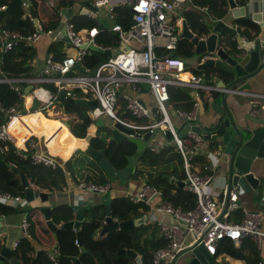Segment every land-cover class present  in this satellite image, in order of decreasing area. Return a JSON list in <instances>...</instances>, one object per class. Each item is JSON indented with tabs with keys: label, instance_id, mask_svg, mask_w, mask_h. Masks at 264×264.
I'll list each match as a JSON object with an SVG mask.
<instances>
[{
	"label": "built area",
	"instance_id": "obj_1",
	"mask_svg": "<svg viewBox=\"0 0 264 264\" xmlns=\"http://www.w3.org/2000/svg\"><path fill=\"white\" fill-rule=\"evenodd\" d=\"M90 1L98 8H106L104 17L109 22L108 30L117 34V45L111 47L98 42L97 35L105 29L98 27L101 18L98 14L96 15L99 16L98 21L88 28L79 27L73 18L74 15L67 18L64 21L66 40L55 36L53 33L55 28L43 29L40 23L39 29L31 32L0 26L2 52L20 43L34 44L42 36H48L53 41L62 39L65 48L74 49L72 53H66L62 58H55L54 52L47 50L43 67L35 74L7 76L0 68V82L7 83L17 95L16 100L9 105H3L0 102V112L5 114L0 120V141L12 142L22 156H26V153L20 150H31V158L34 162L54 166L58 162L40 150L38 138L34 132H28L23 137L22 144L17 143L15 132L24 128L22 116L36 110L50 111L52 115L58 116L53 113L52 108L55 101L60 99L61 93L73 98L87 100L95 98L98 101L97 105L89 106L87 110L91 118L107 116L113 121L132 128L141 137L149 131L150 136L144 144L154 152L172 143L182 156L186 176L183 179V186L196 194L195 206L186 210L164 199L162 190L147 182H144L136 193L128 194L131 201H144L171 217L169 222L158 223L159 232L166 239V243L153 251L151 264H174L182 250L199 243L214 255L222 239H231L237 246L246 236L250 237L261 253L257 263L264 264L263 212L241 207L237 201V191L233 188L228 192L225 209H222L223 198L219 199L220 192L207 188L215 175L213 152L208 151L211 159L204 165V168L210 172L201 175L193 167L197 150L203 143H207L202 133L193 128L198 121V109L202 102L201 93L222 88L206 82L204 74L188 67L186 65L188 59L177 54L176 50L184 21L189 26L184 11L193 8L200 12L205 11L207 17L215 21L220 18H217L208 4H198L193 0ZM22 4L28 10L29 2L23 0ZM51 4L54 2L51 1ZM118 6H126L130 10L131 21L127 27L114 20ZM0 8H4V5ZM59 14L60 16L62 14L60 9ZM200 21H203L202 18ZM228 26L233 29L232 38L236 40V53L251 49L255 41L264 48V37L257 35L249 38L236 25ZM193 33L196 34L195 31ZM187 40L192 42L190 38ZM83 43H85L84 46ZM90 44L103 49L109 48L112 51L106 60L93 68L86 66L83 62L85 55L91 51ZM192 47L194 48L193 43ZM171 50H174L175 54L171 55ZM208 56L217 57L205 52L198 58L195 57L189 65L196 68V65ZM77 63L81 64L87 72H80L76 67ZM92 69H95L93 74L89 73ZM145 85L148 89L144 88ZM171 85L189 88V108L172 104L169 93ZM147 92L153 97L151 104L143 98ZM249 93L263 99L260 101L264 107V93ZM35 101L36 105H34ZM121 108L129 111L134 118L121 116ZM177 126H180V130ZM166 131H169L170 138L165 135ZM157 134L163 135L164 139L156 137ZM77 181L79 188L88 191L111 189L109 180L96 182L82 178ZM24 200L26 199L20 194H12L8 190L0 189V202L15 205ZM237 211L242 214L241 218L232 220V215ZM27 226L28 221L24 217L21 222L22 234H28ZM18 240L19 238L14 240L13 247L17 245ZM75 242L78 244L77 239ZM49 254L55 261L56 253Z\"/></svg>",
	"mask_w": 264,
	"mask_h": 264
},
{
	"label": "trees",
	"instance_id": "obj_2",
	"mask_svg": "<svg viewBox=\"0 0 264 264\" xmlns=\"http://www.w3.org/2000/svg\"><path fill=\"white\" fill-rule=\"evenodd\" d=\"M22 1L0 0V7L4 5V8H0L4 10L0 20L1 27L24 32H31L35 29L33 19L27 13V9L23 6ZM72 1L74 0H58L57 2L62 7L70 5ZM193 1L198 4H208L214 10L217 18H222L227 11V0ZM246 1L236 0L239 5H244ZM30 5L34 8L36 17L43 29L55 28L57 26L60 14L55 3L51 4L48 0H30ZM184 13L188 19L190 28L197 34L202 35L211 29L212 25L208 26L205 22L198 21L200 13L193 8L187 9ZM82 20V17L75 20L79 27H82ZM114 20L127 27L131 21L130 10L126 6H118ZM234 22L237 24L238 29L249 38H254L259 33V24L249 17L239 16L234 18ZM95 23L96 21H93L91 26ZM232 34L233 29L224 25L222 32L218 36V44L229 52H237L236 40L232 38ZM116 36V33L104 29L97 35V39L101 44L113 47L118 42ZM179 46H181L180 49ZM63 47V40L58 39L51 43L47 50L54 52L55 58H62L65 55ZM176 53L187 60L188 55L195 54L192 42L188 41L187 38H180ZM34 55L35 48L33 44L20 43L5 52H2L0 49V68L7 76L29 74V63ZM107 58L108 55L104 52L91 50L85 55L83 62L86 66L93 68ZM186 65L195 72L204 73L205 68H208L216 76L227 78V74L224 71L212 66H206L203 71H200L198 68L191 67L188 60ZM203 92L201 93L202 98L204 97ZM169 93L174 106L190 107V92L188 87L171 85L169 86ZM16 98V92L7 83L0 82L1 104L9 105ZM58 100L60 109V112H57L58 116L52 115L50 111L43 112L45 116L62 120L70 127L76 137L86 139L88 128L93 123V118L87 114L89 106L63 99ZM204 103L207 104V102ZM120 113L123 117L134 118L125 109L121 108ZM4 116L5 114L0 112V120ZM22 120H24V128L15 132L19 139L18 144H22L23 137L28 132H31L28 124V115H23ZM73 123L75 124L74 129L72 128ZM93 127L95 126L93 125L89 128L90 133ZM106 127L105 124L99 126L96 135L93 136L94 143H91V146L103 151V148L112 145L109 149L105 150L106 153L104 154L116 170L123 169V161L119 160L116 146L111 140L104 138L103 134L108 130ZM43 136L51 155L61 157L62 159H69L75 150L81 148L76 144L68 145L69 136L65 126H51ZM117 144L122 146L127 154L132 155L134 158L137 156L135 158V168L130 173L131 177L143 178L145 182L156 185L162 190V197L171 201L175 206L181 207L184 210L195 206L196 194L192 190L178 185L176 182H171L170 178L166 176L170 175L178 180L183 179V176H185L182 156L179 152H175V147L172 143H168L157 152H154L146 145L138 149L137 143L130 139L121 140ZM215 146V143L209 142V149L214 150ZM20 151L26 153V156H22L12 142L0 141L1 190H8L12 194L24 196V186L21 184L20 175L11 168V165L22 171L31 185L39 190L46 191L49 195L64 191L70 183H78L67 172L73 173V170L80 168V165L74 168L75 165L72 159L67 162L59 159L57 160L58 163L54 166L46 165L42 162H34L31 158V150ZM197 161L200 162L202 167L209 162L208 157L203 154L195 155L193 163ZM91 165L99 167L102 172L98 176H92L93 178L90 176L88 180L105 182L116 178V176L107 175L105 170L95 160L91 161ZM160 165H163L161 169L159 168ZM203 171H205L204 168ZM110 201L111 215L117 220L136 218L148 213L150 209L149 204L144 201H131L128 194L111 196ZM18 205L19 203L13 205L0 202V214H9L11 212L25 213V218L28 221V234H21L17 245L11 249L12 256L22 264H75L72 256H77L82 264H136L135 256L128 252H120L122 248L134 250L141 257L142 264H151L153 251L166 243V239L159 232V225L156 221L144 222L135 225L133 228H110L100 234L106 216V204L105 202H100L95 205L94 215L81 226L82 243L85 247L84 250H81L80 246L75 242L76 230L71 226H61L63 222L72 220L74 217L73 205L71 203L61 202L51 206L50 217L53 223L57 225L55 233L42 217L43 212L40 205H24L21 208H18ZM235 214H238L236 215L238 217L237 220L242 216L238 211ZM34 241L48 246L55 245L56 260L54 261L50 258L49 253L51 249L47 247L36 248ZM221 243H218L217 252L223 250L234 257L244 259L246 264H258V259L261 256L260 251L250 237H244L237 246L228 238L222 239ZM3 246L4 242L0 239V248ZM2 264L13 263L9 259H5Z\"/></svg>",
	"mask_w": 264,
	"mask_h": 264
},
{
	"label": "water",
	"instance_id": "obj_3",
	"mask_svg": "<svg viewBox=\"0 0 264 264\" xmlns=\"http://www.w3.org/2000/svg\"><path fill=\"white\" fill-rule=\"evenodd\" d=\"M27 1L30 3V0ZM227 3L228 8L235 17L246 16L259 21L262 19L260 11L247 10L245 5L237 4L236 0H227ZM56 7L60 9L62 14L53 33L56 37H61L63 40L67 39L64 21L76 12L81 14H91L92 16H96L98 14L101 16L98 22V27L105 29L109 28V22L104 17L106 8H98L93 5L90 0H74L70 5L62 7L58 3L56 4ZM29 10L31 17L33 18L34 27L38 30L40 24L38 18L36 17V12L31 5L29 6ZM3 12L4 10L0 9V20ZM224 25V20L217 19L214 24H212L211 29L208 30V34L204 33L202 35L205 36L201 37L197 33L194 34L187 25V22L184 21L182 31L179 35L180 38L191 39L194 44V53L196 54V58L205 52H207L208 55H217L216 58L208 56L204 61L198 63L196 68L203 71L206 66H212L224 71L227 74L226 81L222 80L223 90L221 91V102H211L212 110L216 114V120L213 122V119L208 117L209 115L205 114L202 118L198 117L197 123L193 125V128L202 133L203 137L207 140V145H209L210 141L216 145L214 150L209 149V151L213 152L215 159L218 161L217 165L220 166V168L222 167V176L226 181L227 192L224 198V204L222 207L223 210L227 204L228 192L232 187H237L240 192L257 190L261 187V178L252 170V162L255 158L264 156V128H256L248 122L243 126L239 125L235 120L232 110L228 106L225 98L227 92L244 95L250 94V79L256 76L257 73L264 68V48H260L259 42L255 41L253 48L242 53L229 52L225 50L224 47L218 44V36L222 32ZM82 45L84 46L85 43ZM89 48L91 50H99L107 55H111L112 53L111 49H103L94 44H90ZM170 54H175V51L171 50ZM76 67L82 73L87 72L79 63L76 64ZM94 72L95 69H92L89 73L93 74ZM26 89H28V87ZM59 98L88 106H95L98 103L95 98L88 100L85 98H73L71 96H65L63 93L60 94ZM24 110L25 109H23V111ZM246 118H248V120H255L249 115ZM256 120H259V122L264 125V119L256 118ZM103 123L104 121L102 118L97 119V124L101 125ZM111 125H114L116 128H119L127 134H135V136L126 139L136 142L138 144V148H141L143 146V142H145L150 136V132L147 131L141 137L138 133H135L132 128L126 127L117 121L111 122ZM231 130H233V133ZM165 135L170 138L169 131H166ZM259 139L261 142L260 146L256 147ZM135 158H137V156H135ZM132 159L133 157L129 155V162L127 164L129 168L133 167ZM11 168L20 175L21 184L24 186V198L26 200L39 198L44 201L48 198V193L31 185L28 178L22 171H19V169L14 165H11ZM108 175L118 177L123 176L124 174ZM166 176L170 178L171 182H176L180 186L184 185L183 179L178 180L173 176ZM260 202L264 204V199H261ZM105 204L106 216L104 224L100 230V234L110 228H133L135 225L144 223L146 220L145 214L136 218L117 220L111 215V201L108 200ZM50 209L51 206H42L43 218L47 221L49 227L55 233L57 225L53 223L50 217ZM86 209L89 211V216L84 215ZM94 211V205H73V219L61 224V226H71L76 230V239L81 250L85 249L82 243L81 226L84 222L90 220V218L94 215ZM120 252H128L134 255L136 264H142L141 257L134 250L122 248ZM179 255L184 256L185 264H219L215 260L214 255L209 253L201 243L182 250ZM72 258L75 260V264H82L77 256H72ZM5 259H9V261L13 264H22L19 260L12 256L11 248L3 246L0 248V264H2Z\"/></svg>",
	"mask_w": 264,
	"mask_h": 264
},
{
	"label": "crops",
	"instance_id": "obj_4",
	"mask_svg": "<svg viewBox=\"0 0 264 264\" xmlns=\"http://www.w3.org/2000/svg\"><path fill=\"white\" fill-rule=\"evenodd\" d=\"M51 1H53L55 4L58 3L57 2L58 0H51ZM51 1L48 0L49 3H51ZM244 5L246 6L247 10L260 11L261 12L262 19L260 21L254 20L252 18L251 19L253 21H255L256 23H258L260 26V30H259V33L257 35L264 37V0H247ZM29 6H30V3H29ZM27 13L30 14L29 8L27 10ZM198 13H200V15L198 16L199 22L204 23L207 20L208 22H211L212 24H214L215 20H213L207 16H206L207 18L204 17L202 12H200V11H198ZM200 18H202L203 21H200ZM234 18H236V17L233 16V14L231 13L230 9L227 6V11L224 13L222 18H220V19L224 20L225 25H227V26L230 24V25H236V27H237V24H235V22H234ZM53 42H55V41L51 40V38L48 37V38H44V39L40 38L37 42H35L33 44L34 48H35V55L32 57V59L30 60V63H29L30 64V69L28 71V73L30 72L29 74H35L41 70V68L43 67V64H44V58H45L47 49L49 48L50 44ZM252 46L254 47V43ZM260 48H261V46H260ZM63 50L65 51V54L66 53H72L74 51L73 48H71V47L65 48V46H64ZM222 80L226 81V78L221 77V76H216L215 74H213L212 76H210L208 78H205L206 82H210L216 86L221 87L222 89H217V90L214 89L211 91H204L203 92L204 97L202 98L201 105L198 109V117L199 118H202L205 114H207V115H209L208 117L213 119V122H214V120H216L215 119L216 114L212 110L211 102H213V101L216 103L221 102V91L223 90ZM250 83H251V88L249 89V92L264 93V68L261 69L257 73L256 76H254L252 79H250ZM143 98L149 104H151L153 102V97L148 92L144 94ZM225 98H226V102H227L228 106L232 110V113L234 115L235 120L237 121V123L239 125L243 126L244 124H246L248 122L256 128H264V125L261 122H259V120H256V118L264 119V107L261 105L262 101L258 100V98L256 96L252 95L251 93L244 95V94H238V93H234V92H227ZM204 102H207V104H205ZM27 115L30 116L33 114H32V112H30V113H27ZM248 115L251 116L255 120H248V118H246ZM44 118H46V119H44ZM102 119L104 121L103 124H106L107 122H109V123L113 122V120H111V118H109L107 116H102ZM41 120H44V123H42ZM47 121L63 122L60 119H53V118L46 117L44 113H43L42 118H36L35 117V120L31 122L32 126H31L30 122L28 121V124L30 126V128H29L30 131L34 132V133L38 132L37 138H38V141L40 143V150L42 152L49 154L50 156L56 158V160L60 159L63 162H67L71 159L72 160L73 159H76V160L80 159L81 160L79 163L80 168L78 170H73V173L70 171H67L71 175L73 180L82 179V178L88 179V178H90V176L95 177V176H98L99 174H101L102 171L100 169H97V166L93 167L91 165V161L93 160V158L91 156H89V153L87 152V148H88L89 144H88L86 149L78 148L77 150H75L69 159H62L61 157L51 155V153L48 150V147L45 144L44 136H43L44 133L47 132V130L49 129V128H47ZM63 123L65 124L66 129L68 127V129H67L68 132H69V130L72 132L70 127L65 122H63ZM56 125H53V126H56ZM93 125L95 126V132L92 134V132L91 133L89 132V128ZM114 127H115L114 125H111L112 129ZM89 128H88V133L95 136L97 133L98 126L95 123H91ZM110 131H108V130L105 131V133L107 135L106 139H108V132H110ZM121 132L125 133L122 130H121ZM231 132L233 133V130H231ZM156 137H158L160 139H164V136L160 135V134H157ZM124 139H126V137L121 138V140H124ZM18 140L19 139L17 137V143H18ZM68 140H69V138H68ZM144 143L145 142H143V144H142L143 146H145ZM260 143L261 142L259 139L257 144H256V147H259ZM115 146L117 149L116 151L119 155V160L123 161V166H124L125 172L123 173L124 174L123 176H118V177L110 180V182H111V189L110 190L94 191L93 192V191H88L86 189L79 188L78 183H73V184L70 183L68 188L65 189L64 191L55 192L53 195L48 194V198L44 201L40 200L39 198H34L32 200H24L22 203H19L18 208H21L24 205H26V206H28V205H40L41 207L45 206V205L53 206V205H55L57 203H61V202H68V203H71L72 205H85V206L94 205L95 206L96 203L106 202V201L110 200L111 196L136 193L145 181L143 178H139V177L134 178V177L130 176V173L133 172L135 165H136L135 158L131 155L133 157V159H132L133 167L129 168L127 166L128 162H129L128 161L129 154H127L124 151L122 146H120L118 144H115ZM110 147L103 148V151L109 149ZM208 151H209V147H208L207 143H205V144L203 143L199 147V149L197 150L196 154H198V155L203 154L204 156L206 155L208 157V160H210L211 158H210V156H208ZM103 156L109 163H111L107 159V157L105 156L104 153H103ZM217 162H218L217 159H215L214 160L215 175H214L213 179L211 180V182L209 183V185L207 186V188L211 189L212 191H216V190L219 191L220 192L219 194L221 195L219 197V199L223 198V204H224V198H225L226 192H227L226 181L224 180V178L222 176V167L220 168V166L217 165L218 164ZM193 167L201 175L210 172L209 170L204 168V165L202 167L199 161L193 163ZM203 168L205 169V171H203ZM252 170L254 171V173L257 176H259L261 178V187H259V189L240 192L237 187H232V188L237 191V201L241 207L246 208L247 210H259V211L263 212V214H262V226L264 228V207H263L264 204H262L260 202L261 199H264V156L257 157L253 160ZM123 177H125V178H123ZM126 177H127V179H126ZM149 206H150V209H149L148 213H146L145 222L156 221L158 224L161 221H166V222L171 221V217L169 215H166L165 213L155 209L151 205H149ZM235 213L232 215V220H237V218H238L236 216L238 214H235ZM84 215L89 216V211L87 209L85 210ZM239 216H240V214H239ZM24 217H25V213H21V212H11L9 214H0V239L3 240L4 246L12 249L14 240H16L17 238H19L21 236V234L23 233V230L21 227V222H22V219ZM42 217H43V214H42ZM219 243H221V241ZM222 243H221V245H222ZM34 244H35L36 248L47 247V248L51 249V252L55 251L54 250L55 245L48 246V245L41 244V243L36 242V241H34ZM214 257H215V260L217 262H219L220 264H225V263L226 264H246L244 259L234 257V256L228 254L227 252L223 251V250L218 251L216 254H214ZM184 259H185L184 256L179 255V257L176 259L174 264H185Z\"/></svg>",
	"mask_w": 264,
	"mask_h": 264
},
{
	"label": "bare ground",
	"instance_id": "obj_5",
	"mask_svg": "<svg viewBox=\"0 0 264 264\" xmlns=\"http://www.w3.org/2000/svg\"><path fill=\"white\" fill-rule=\"evenodd\" d=\"M32 114L36 118H42L43 117V113L41 111H38V110L32 112ZM44 119H46V118H44ZM56 124L60 125V126H65V124L63 122H60V121H58V122L57 121H47V128H50V126H53ZM67 129H68V127H67ZM109 133L110 134L108 136V140H113L115 138L118 139V138H122V137L123 138H125V137L130 138V137L135 136V134L122 133L119 128H115V127ZM35 134L37 135L38 132H36ZM68 136H69L68 145L76 144V145H79L81 148L86 149L88 144H89V146L87 148V152L93 158V160H95L96 162H98L100 164V166L106 171L107 174L121 175L125 172L124 168L120 169V170H116L111 165V163H109L104 158L102 150H97L93 146H91V138L93 136L92 134L88 133L87 136L85 137L86 139H79L71 131H69ZM39 148H40V143H39ZM66 153H67V151H66ZM47 155L50 156L49 154H47ZM50 157L53 158L54 160H56V158H54L52 156H50Z\"/></svg>",
	"mask_w": 264,
	"mask_h": 264
},
{
	"label": "rangeland",
	"instance_id": "obj_6",
	"mask_svg": "<svg viewBox=\"0 0 264 264\" xmlns=\"http://www.w3.org/2000/svg\"><path fill=\"white\" fill-rule=\"evenodd\" d=\"M194 10H196V11H199V10H197V9H194ZM202 14L204 15V17H206L207 16V13L205 12V11H202ZM75 16V17H74ZM74 19L75 20H77L78 18H83V22H82V27H85V28H88L89 26H91V24L93 23V21H98V19H99V16H90V15H87V14H81V13H79V12H76L75 14H74ZM207 18V17H206ZM205 24H207L208 26H210L212 23L211 22H208L207 20H206V22H205ZM196 30H198L197 28H195ZM44 38H48V36H42V38L41 39H44ZM69 46V45H68ZM180 47L181 46H179V49H180ZM194 55H196V54H190V55H188V57H187V59L189 60V63H192L193 62V60L195 59V56ZM197 58H198V56H197ZM204 73V77L205 78H208V77H210V76H212L213 75V73H212V70L211 69H208V68H205V70L203 71ZM145 89H148V86L147 85H145V87H144ZM258 100H262L263 101V99H260V98H258ZM58 101L59 100H56L55 101V105L53 106V108H52V111H53V113H55V114H57V112H60V109H59V105H58ZM37 104V102L35 101V103H34V105H36ZM116 111H117V109H115ZM35 120V117L33 116V115H30V116H28V121L30 122V124H31V126H32V121H34ZM106 120V119H105ZM41 122L42 123H44V120H41ZM93 123H95L97 126H98V128H99V124H97V119H93ZM106 126H107V129H108V131H110L112 128H111V123H109V122H107L106 124H105ZM74 126H75V124L73 123V125H72V128L74 129ZM177 129L178 130H180V126H177ZM91 132H92V134L95 132V127H93V129H91ZM111 132V131H110ZM103 134V133H102ZM109 132H108V136H109ZM104 138H107V135H106V133L104 132ZM113 143H114V145L115 144H117V143H119V141H121V139H113V140H111ZM91 143L93 144L94 143V137H92L91 138ZM144 147V146H143ZM175 150V152H179L176 148L174 149ZM103 153H106L105 151H103ZM90 156V155H89ZM80 159H78V160H74L73 159V164L75 165L74 166V168H76V167H78V165H80L79 163H80ZM172 163H174V162H172ZM71 166H72V164H71ZM162 166L163 165H160L159 166V168L161 169L162 168ZM97 169H99V167H97ZM184 178L186 177V176H183ZM121 178V177H120ZM119 178V179H120ZM123 178H125V177H123ZM183 178V179H184ZM126 179H127V177H126ZM219 263V262H218ZM220 264V263H219Z\"/></svg>",
	"mask_w": 264,
	"mask_h": 264
}]
</instances>
